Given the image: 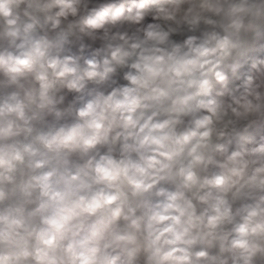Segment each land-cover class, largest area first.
<instances>
[{
	"label": "clouds",
	"instance_id": "1",
	"mask_svg": "<svg viewBox=\"0 0 264 264\" xmlns=\"http://www.w3.org/2000/svg\"><path fill=\"white\" fill-rule=\"evenodd\" d=\"M0 264H264V0H0Z\"/></svg>",
	"mask_w": 264,
	"mask_h": 264
}]
</instances>
